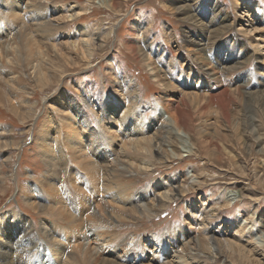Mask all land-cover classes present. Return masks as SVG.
<instances>
[{
	"label": "bare ground",
	"instance_id": "1",
	"mask_svg": "<svg viewBox=\"0 0 264 264\" xmlns=\"http://www.w3.org/2000/svg\"><path fill=\"white\" fill-rule=\"evenodd\" d=\"M88 1H97L109 9L116 8L117 4L116 0ZM240 4V0H236L237 10ZM77 5L67 7L66 13L62 16L67 19L66 21H74L80 17L83 8H77ZM42 6H44L42 0H0V16L1 20L4 19L3 24H0L2 33L0 80L7 85L18 86L22 76L20 72L9 69L7 65L15 67L24 61L29 66L28 70L31 69L33 80L41 90L51 83L58 86L62 75L66 72L64 67L74 65L77 59L78 63L82 62V64L91 62L96 53L105 49V43L113 32V27L110 26L102 30H92L89 26L82 25L77 29L80 32L77 40H70L67 36L62 45L60 42H55L54 37H50V31L56 27V23L48 18L47 5L46 8ZM257 10L255 4L247 15L245 13L247 24L242 22L241 13L239 30L243 34L258 32V28L254 25L255 19L250 17L256 16ZM258 26L264 27L263 16L258 21ZM166 29L165 33L171 40L174 39L173 30L167 27ZM203 30V34L207 37L212 36L213 31L209 27L206 26ZM142 31L141 23L137 22L131 26L128 35L121 39L122 46L134 56H138L143 45V39H140ZM201 40L193 38L189 42L193 46H202ZM250 41L257 57L260 56L264 62V34L250 37ZM161 50L168 56L173 53V49L166 44L161 46ZM71 52L75 54L70 56ZM194 54V58L201 64V69L192 63L189 64L186 58L176 60L180 70L178 72L182 78H185L186 88L189 89L194 85L193 89L188 92L181 89L180 104L172 97L158 102L156 115L150 119H146L137 105L139 101L134 94L136 90L134 84L132 81L124 82V78L115 81L116 94L105 97L97 108L98 113L95 111V119L99 123L97 130L93 127L83 105L70 95L60 92L53 98L48 95L43 98L44 111L46 107H50V112L58 114L56 117L55 114L51 115L45 111V121L33 136L40 149L42 163L47 169L34 183L20 184L17 188L23 202L32 211L57 216L67 225L57 226L53 221L40 218L39 227L46 239L43 240L44 247L34 253L32 249L38 247L34 241L38 239V234L33 231V223L21 212L12 210L5 212L0 216V264H34L32 260L36 254H39L46 264H79L80 260L83 264H209L208 258L216 261L215 255H222L220 249L223 246L241 257L248 254L232 240L214 235L203 221L198 223L200 224L198 226H203V230L201 229L199 235L195 236L184 226L165 234L162 238L153 234L137 238L130 234L122 238L115 237L113 240L111 236L105 234L107 229L123 222L156 215L169 201L193 194V190L200 183V176L185 172L183 175H160L144 189L136 190L132 181L138 173L154 172L157 163H171L174 159L183 158V154L187 157L201 156L203 151L215 155L216 159L225 156L227 160L233 161L234 157L229 154L231 151L227 152L226 148L229 145L233 149L237 148L241 138L240 128L246 127L249 120L248 109L243 101V90L238 87L231 93L228 87L222 84L224 68L215 66L199 51ZM140 58L152 77L160 81L163 87L172 90L178 87L177 83L180 80L174 81L176 76L171 74L172 61L169 58L167 64L163 66L162 71L165 72L162 73L164 77L162 79L157 74L158 69H155L156 64L152 66L150 52ZM51 73L57 76H52L51 79L49 75ZM204 87L208 89L207 101L210 105L218 107L220 117L228 123L233 138L236 139L235 142L231 140H229L231 143L224 142L221 133V128L224 127H221L219 118L213 117V120L200 118L199 125L193 124L191 106L196 108L202 105V92L199 90ZM1 97L3 96L0 92V99ZM15 99L19 100V97ZM85 101L87 103V100ZM91 101L87 105L94 106V109L97 104ZM234 104L236 108H233ZM10 106L13 113L22 121L35 116L33 110L21 109L20 102L16 105L11 102ZM231 110L234 113H231ZM201 115L203 117L204 114L199 116ZM112 126L122 135L121 138L115 134L111 135ZM3 141H5L4 136L0 134V148L4 147ZM52 172L54 174H51ZM65 179L77 197V202L74 204L59 185ZM228 193L226 196L225 194L221 196L223 204H230L240 196L232 191ZM204 204L205 202L197 204L195 201L188 205L187 213L190 220L193 219L195 211L200 213L199 209L204 208ZM212 210L213 208H208L209 212ZM255 219L262 225L261 228L254 223ZM189 223L191 222L188 221L187 224ZM230 226H242V232L247 229V234L253 242L264 247L263 210H257L253 218H245ZM86 240L99 241L103 246L97 247L92 252ZM24 252L25 257H21L20 254ZM137 253L142 254V257H137Z\"/></svg>",
	"mask_w": 264,
	"mask_h": 264
},
{
	"label": "rangeland",
	"instance_id": "2",
	"mask_svg": "<svg viewBox=\"0 0 264 264\" xmlns=\"http://www.w3.org/2000/svg\"><path fill=\"white\" fill-rule=\"evenodd\" d=\"M42 1L44 3L42 7L46 8L45 5L48 7L46 8L48 18L56 23V27L50 31V37H54L55 42H60L63 45L68 37L70 40H77L80 33L77 29L82 25H87L92 30H102L110 26L113 27V32L110 39L105 43V49L96 53L91 62L82 64V62L78 63L77 59L74 65L64 67L63 69L66 72L62 75L63 80L61 79L58 86L51 83L45 86L44 90L43 88L41 90V87L33 80V74H31V69L28 70L29 66L26 62L23 61L22 64H17L15 67L7 65L9 69L20 72L22 76L18 86L7 85L0 80V92L3 96L0 99V134H3L5 139L4 144L2 143L4 147L0 148V216L12 210L21 212L28 217L34 225V233L38 234V239L34 240L38 247L32 249L34 253L44 247L43 240L46 239L39 227L40 218H44L49 222L53 221L57 223V226L67 225L65 221L60 220L57 216L32 211L23 202L22 195L17 188L20 184L34 183L47 169L42 163L40 149L37 141L34 140L36 138L33 137L37 134L41 123L43 124L45 121V111L51 115L55 114L56 117L58 116L57 113L50 112V107H46L44 111L45 106L42 104V100L45 96L48 95L53 98L60 92L61 94L70 95L83 105L93 123L92 125H94L93 127L97 130L99 123L95 119V111L98 113L97 108L100 107L99 104L103 102L105 97L116 94L114 91L115 81L124 78V82L132 81L134 84L136 89L134 94L140 102L137 105L146 119H150L156 115L158 102H163V99L172 97L180 104L181 89H185L186 92L193 89L194 85H191L189 89L186 88L185 78L180 75L176 60L186 58L189 64L192 63L201 69L200 62L194 58V53L199 51L202 56H207L206 58L215 66L224 68L222 70L224 71V73L222 72L224 74L222 84L227 86L231 93L238 87H241L244 93L243 101L248 109L249 120L246 127L239 129L242 139L240 138L237 148L233 149L230 145L226 148L227 152L231 151L229 154L234 157L233 161L227 160L225 156L216 159L215 155H209L203 151L201 156L192 155L187 157L183 154V158L174 159L171 163H157L155 164L156 172L138 173L132 181L136 190L144 189L160 175H183L185 172L200 176V183L193 190V194L169 201L156 215L123 222L113 226V228L110 227L105 234L111 236L113 240L115 237L122 238L130 234L137 238L148 234L162 238L165 234L171 231L174 232L178 227L184 226L187 227V231L195 236L199 235L201 229L203 230L202 225L198 226L200 225L198 223L203 221L214 235L232 240L236 245L244 248L245 253L248 252L246 256L241 257L237 253L231 252L228 247L223 246L224 248L220 249L222 255H215L216 261L208 258L207 262L209 264H264V247H260L253 242L247 234V229L242 232V226H230L245 218H253L256 216L257 210L264 211V62L260 56L257 57L250 41V37L264 34V30L262 31L264 27L258 26V21L262 16L264 17V0H240L239 10L235 8L236 0H116L117 4L114 9L105 8L97 1ZM75 4L79 5H77V8H83L82 14L74 21H66L67 19L62 16L66 13L67 7ZM255 4L258 14L250 17L255 19L254 25L255 28H258V32L253 31L254 33L247 32V34H243L239 30V18L242 13L241 20L244 24H247L246 15ZM182 12H184V15H182ZM1 19L0 16V24H3L4 19ZM137 22L141 23V31L143 30L140 38L143 39V45L140 47L139 57L132 55L121 44V39L123 40L128 35L131 26ZM206 26L213 31L211 34L213 37L209 38L203 34V29ZM166 27L173 30L172 36L174 39L171 40L165 33L167 31ZM258 33L260 34L258 35ZM195 37L202 39L201 44L204 49L201 45V47L193 46L189 42L193 38L196 40ZM212 41L214 44L209 43ZM165 44L173 49L171 56L161 50V46ZM147 52H150L152 66L156 64L155 69H158L157 74H159L160 79L164 78L162 76V73L165 72L162 71L163 66L167 64L169 59L172 61L171 74L176 76L174 81L180 80L177 83V88L167 89L162 86L160 81L152 77L147 66L140 58ZM74 54V52H71L70 56ZM59 73L58 71L57 74ZM57 74L51 73L49 75L53 79ZM167 76L171 78L170 75ZM51 86L53 87L51 88ZM58 88L60 90H55ZM199 91L202 92L203 101H201L202 105H199L201 110L199 106L196 108L191 106L193 124L199 125L200 118H210L212 120L215 117L219 118L221 127H224L221 128L224 142H229V140L235 142L236 139L233 138L231 128L220 117L218 107L213 104L210 105L207 101L208 89L204 87ZM205 93L207 94L205 95ZM18 97L19 100H16L15 98ZM83 98H86L87 103ZM204 99H206V104ZM15 100L17 103L20 102L21 109L24 111L33 110L35 116L22 121L13 113L10 106L11 102L17 104ZM90 101L98 106L96 105L93 109L94 106L87 105ZM235 106L236 104L233 108H236ZM181 107L183 108L182 104ZM197 113L204 115L200 117ZM115 130V127L112 126V134H110H115V136L121 138L122 135ZM63 181L59 185L66 191L68 198L73 200L74 204L77 202V197L66 179ZM229 191L240 196L230 204H223L221 196L228 195ZM39 193L41 194V191ZM195 201L197 204L205 202L204 208L200 207V213L195 211L193 219L190 220L187 208L191 202ZM209 207L213 208L210 212L208 211ZM188 221L191 223L187 224ZM254 223L261 228L262 225L256 219ZM256 232H258V229ZM86 244L92 252L97 247L103 246L99 241L94 240H86ZM46 252L48 251L46 250ZM136 252H138V249H136ZM20 256L25 257V252L21 253ZM205 256L207 257V255ZM40 257L39 254H36L32 262L34 264H46L43 263L44 260ZM137 257H142V254L137 253ZM40 259L41 263L39 262ZM79 264H83L81 260Z\"/></svg>",
	"mask_w": 264,
	"mask_h": 264
}]
</instances>
